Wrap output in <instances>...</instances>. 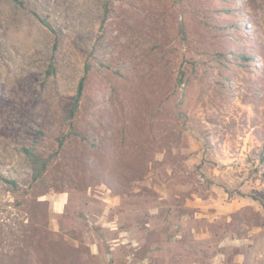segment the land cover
Instances as JSON below:
<instances>
[{"label":"rangeland","instance_id":"rangeland-1","mask_svg":"<svg viewBox=\"0 0 264 264\" xmlns=\"http://www.w3.org/2000/svg\"><path fill=\"white\" fill-rule=\"evenodd\" d=\"M27 146L50 156L32 186ZM251 195H264V0H0V264H148L180 256L182 224L252 239L264 264Z\"/></svg>","mask_w":264,"mask_h":264},{"label":"crops","instance_id":"crops-1","mask_svg":"<svg viewBox=\"0 0 264 264\" xmlns=\"http://www.w3.org/2000/svg\"><path fill=\"white\" fill-rule=\"evenodd\" d=\"M58 200V199H57ZM56 202V200H55ZM57 204V202H56ZM63 206V205H62ZM54 212L56 215H60L63 210L60 208L54 209ZM183 227H187L186 230H189L186 233H181L180 235H175V238L173 240H176L177 238L182 240L183 246L181 247V250L179 253L175 254L179 257H173L172 253H167L165 256H156V254L148 253L147 259L148 264H157V261H162V264H255L257 263L256 260H253L252 257H250L249 251H251L252 246V239L249 238H227L224 239L218 238L217 236H213L211 232L204 228H199L197 225H181V228L178 229L179 232L185 231ZM54 230L58 229V226L53 227ZM116 229L119 233V235H122L124 232V229L120 226H116ZM187 235L188 237H184L183 235ZM189 238L187 241V244L183 243V240ZM120 240V237L118 238V241ZM166 240L172 241L171 235L167 236ZM210 240L211 245L210 246H203V243ZM117 241V243H118ZM180 241V240H179ZM98 242V241H97ZM95 241V243L91 244V253L95 256H97V253H99V244ZM134 242V241H133ZM181 242V241H180ZM137 243V242H135ZM112 244H114L112 242ZM111 243H109V250H113L114 246ZM153 250L155 249V246L153 245ZM102 254V260L107 261L108 263H112L113 258H109L108 253H101ZM103 254H107L104 255ZM135 256V255H134ZM262 258H264V255H261ZM131 261L132 258H130V255L127 257L124 255L121 259H127ZM258 258V257H257ZM260 259V258H259ZM177 260V262H176ZM262 260V259H261ZM176 262V263H175ZM264 262V261H263ZM138 262L137 264H139ZM262 263V262H260Z\"/></svg>","mask_w":264,"mask_h":264},{"label":"trees","instance_id":"trees-1","mask_svg":"<svg viewBox=\"0 0 264 264\" xmlns=\"http://www.w3.org/2000/svg\"><path fill=\"white\" fill-rule=\"evenodd\" d=\"M83 89H84V78H81V80L78 84L77 92H76V95L74 97V102H73V105H72V108H71L70 114H69V118L71 119V129H73V127H74V118L76 117V111L78 110V107H79L80 98L82 96ZM24 153L26 154L28 161H29V165H30L31 184H29V185L32 186L33 183L40 181V179L44 176V174L48 168V165H49L50 156L44 157L43 155H41L37 152L36 148L30 147V146H27L24 148ZM5 181L8 182L10 185H13L14 187L17 186V182L13 179L12 180L11 179L10 180L5 179ZM251 197H253L256 200H259L261 202L263 208H264V195L262 198L259 196L257 197L255 195H251ZM44 232H45L44 234H46L47 237L51 236V235H55V232H53L51 230H46V231L44 230ZM59 244L62 247L67 246V247H63V249L67 251L65 256H68V252L70 253L69 250L71 249V259L74 257L73 252L78 251L77 247H73L71 245V248H70L69 245L63 241H61ZM70 262L72 264L73 260L64 258V256H62L58 261H56L57 264H70ZM44 263H46V262H44ZM23 264H31V263L29 261H24Z\"/></svg>","mask_w":264,"mask_h":264}]
</instances>
